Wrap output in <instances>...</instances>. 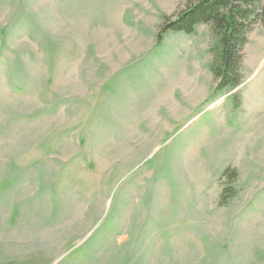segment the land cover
I'll return each mask as SVG.
<instances>
[{
    "label": "rangeland",
    "instance_id": "rangeland-1",
    "mask_svg": "<svg viewBox=\"0 0 264 264\" xmlns=\"http://www.w3.org/2000/svg\"><path fill=\"white\" fill-rule=\"evenodd\" d=\"M185 6L0 0V264H264V22L218 91Z\"/></svg>",
    "mask_w": 264,
    "mask_h": 264
},
{
    "label": "trees",
    "instance_id": "trees-1",
    "mask_svg": "<svg viewBox=\"0 0 264 264\" xmlns=\"http://www.w3.org/2000/svg\"><path fill=\"white\" fill-rule=\"evenodd\" d=\"M263 17L260 0H186L185 9L174 19L165 17L163 33L171 30L191 35L200 25L211 26L217 43L212 64L217 90L236 89L244 79L243 49L253 25L260 19L264 22Z\"/></svg>",
    "mask_w": 264,
    "mask_h": 264
}]
</instances>
